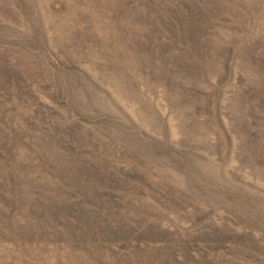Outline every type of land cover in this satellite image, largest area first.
Wrapping results in <instances>:
<instances>
[{"label": "rangeland", "instance_id": "rangeland-1", "mask_svg": "<svg viewBox=\"0 0 264 264\" xmlns=\"http://www.w3.org/2000/svg\"><path fill=\"white\" fill-rule=\"evenodd\" d=\"M0 264H264V0H0Z\"/></svg>", "mask_w": 264, "mask_h": 264}]
</instances>
